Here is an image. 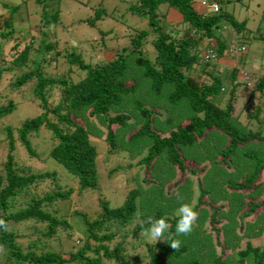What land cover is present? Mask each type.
Listing matches in <instances>:
<instances>
[{
  "label": "trees",
  "instance_id": "16d2710c",
  "mask_svg": "<svg viewBox=\"0 0 264 264\" xmlns=\"http://www.w3.org/2000/svg\"><path fill=\"white\" fill-rule=\"evenodd\" d=\"M60 1L30 0L34 6L32 14L38 18L37 34L30 37L26 36L28 32L17 31L20 20H16V16L24 6L0 4V60L6 64L3 70L0 69V74L7 71L4 73L13 77L9 88L28 86L30 102L36 107L33 117L23 119L14 127H3L6 154L0 164V218L8 222L7 231L0 229L3 264L10 261L15 264L24 261L29 264H201V253H195L194 249L193 256L187 253L182 243L177 250L170 247L173 239L181 241L183 238V235H175L179 216L173 211L189 197L187 191L192 189V183L189 190L184 182L177 183V192L166 196L162 185L141 190L128 177L119 183L122 185L119 188L122 198L114 207H110L100 194L97 142L104 144L106 158L120 157L117 165L107 171L110 176L127 172L128 159L138 152L139 143L146 140L145 155L137 161L146 171L152 168L156 157H162L172 167V173L174 166L179 172L187 170L197 178L193 208L197 211L201 209L199 206H205L206 210H201L204 217L207 216L209 227V231H204L205 240L201 237V248L212 252L214 246L219 247V255L209 256L212 264H223L219 235L221 232L220 240L226 246L229 232L222 225L216 226L220 223L217 216L224 208L223 202H219L220 195L224 193L222 189H228L236 201L234 212L242 208L237 216L240 229H243V218L264 203V200L255 201L263 190L262 184H255V181L259 172L264 173V107L255 105L252 113L245 115V123L242 126L237 123L239 111L233 114L234 91L239 86L235 81L236 67H225L222 70L227 73H220L212 65V62H229V59L240 60L238 63L243 65L245 50L234 53L232 48L245 41L241 36L245 23L236 21L221 8L228 0H207L217 5L215 13L195 10L194 4L200 0H133L124 9L125 14L142 19L148 29L131 34L127 29L123 36L119 35L118 44L121 45L111 50L110 44L117 35L104 28L111 16L105 14L101 3H97L98 7L90 6L86 14L76 19L79 25L95 29L94 36L91 34L93 38L83 41L86 48L102 47L105 50L107 57L95 62L89 53L88 59H83L81 48L84 45L81 43L83 47L77 48L74 42L70 49L64 50V54L55 50L60 39L54 29L59 25ZM170 12L177 16L175 20L174 16L169 17ZM259 22L264 24V5ZM222 27L234 31L236 36L230 41V36L222 34ZM66 28H61L59 34L62 35ZM148 35L151 56L142 54L141 50ZM257 37L264 42L263 36ZM10 41L12 45L8 51L12 52L5 59L3 46ZM50 52H53L52 57ZM60 58L64 63H58ZM130 63L134 65L135 76L132 81L125 82ZM63 64L59 74L50 73V68ZM138 79L146 85L147 92L179 112L186 106L188 115L184 122H175L176 115L172 118L167 116L166 123H160L156 109L146 107L138 100L129 101L141 121L139 127L128 133L125 145L129 147L125 149L116 143L117 134L120 136L118 128H127L129 119L121 111L122 99L134 92ZM253 89L262 92L264 73L254 83ZM1 98H5L2 92L0 118L15 108L14 101L3 103ZM146 102L153 105L155 100L147 98ZM137 116L135 114L134 117ZM91 117L104 128L103 135L100 134L103 138L98 137L99 130L89 124ZM41 130L48 134L47 146L45 148L40 142V153L35 154L29 140ZM160 131H166V135L161 137ZM211 134H219L225 140L221 148L213 151L219 157L214 163L229 166L228 158L239 150L241 157L250 162L247 164L249 172L235 180H214V175L204 173L206 166L199 167V162L195 165L188 158L190 149L201 146V141ZM17 149L24 153L20 161H16ZM48 158L66 174L51 165ZM32 162H46L52 168L38 171L32 168ZM67 179L75 182V189L65 183ZM141 181L149 182L145 177ZM211 185L217 189H212ZM85 192L97 193L93 211H73L81 228V234L76 236L80 245L67 253L47 249L48 244L41 237L48 239L60 230L64 239L70 240L73 231L64 217L58 218L56 210H49L52 203L69 201L71 193L80 197ZM160 218H165L171 227L162 242L150 241L142 231ZM43 224L44 230L39 229ZM20 227L28 230L25 235L21 230L18 233ZM210 235L214 240L209 238ZM23 238H26L24 250L17 242ZM191 241L193 247L194 241ZM236 242L234 240L231 246ZM229 252L237 264H264V243L252 245L245 241L242 248Z\"/></svg>",
  "mask_w": 264,
  "mask_h": 264
},
{
  "label": "rangeland",
  "instance_id": "374dc122",
  "mask_svg": "<svg viewBox=\"0 0 264 264\" xmlns=\"http://www.w3.org/2000/svg\"><path fill=\"white\" fill-rule=\"evenodd\" d=\"M133 0H61L59 4V9L61 10L60 17H59V25H57L54 29L57 31V35H59V44L56 47V51L63 53L64 50H68L71 48V45L75 44L78 46L77 48L83 47L81 44L84 45L83 41L85 39H92V35L95 34V29L87 28L82 26V24L77 23V18L82 15L86 14L87 10L90 6H95L97 3H101L102 7H104L105 14L109 17L111 16V20L109 21L108 26H105V29H110V32L112 34L117 35L116 39H114L113 42L110 44L111 50L115 49L120 41L119 37L122 35L127 29L130 31L129 34L137 32L139 30L148 29V27H145V22L142 19L136 18L131 15H126L124 12V9L132 3ZM32 2V1H31ZM30 0H0L1 3L6 4H20V7H23L21 10L22 12L19 13V17L16 16V20L19 21L18 30H21L20 33L28 32L26 35L27 37L36 36V31L38 29V18L36 15L32 14V10L34 6L31 4ZM54 2V1H49ZM85 5V6H83ZM264 5V0H228L226 4L221 5V8L230 14L236 21H243L245 23V30L243 35L244 40V57H243V65L241 66L235 59H229V62H212L214 65L213 68L217 72H224L226 70H222L225 67H236V75H235V81L239 84V86L235 89L234 94L236 97V102L234 105V111L233 114L236 111H239L238 113V119L237 123H239L241 126L245 123V115L247 113H252V110L255 105H259L261 107H264V89L262 92H258L253 89L254 83L257 81V79L264 73V42L262 39L260 40L257 36H263L264 37V24L259 22L261 10ZM98 7V5H97ZM202 7V6H199ZM203 9V8H202ZM1 10V7H0ZM29 13V14H28ZM206 13V11L204 12ZM33 15V16H32ZM65 16V17H64ZM114 17V18H113ZM177 18V16H174V20ZM15 19V17H14ZM67 27L65 31H63L62 35L59 34V30L61 28ZM171 28V27H170ZM174 29V28H173ZM176 29V28H175ZM222 34L224 37L230 36L229 40L231 41L232 37H235V32L229 29H226L225 27L221 28ZM19 32V31H18ZM94 32V34H92ZM92 34V35H91ZM110 34L109 36H111ZM64 35V36H63ZM120 35V36H119ZM240 35V34H239ZM247 38V39H245ZM150 35L146 37L145 42L142 44L141 50L142 54H146L147 56H151V47L149 44ZM243 40V39H242ZM233 41V39H232ZM92 42V41H91ZM117 44H116V43ZM81 43V44H80ZM233 42H231L232 44ZM12 45V41L8 42L3 46V56L5 59H7L11 54L12 51H8V48ZM76 50V48H74ZM72 49V50H74ZM82 51L83 59H88V53L93 56V61L100 62L103 58H106L105 50H103L102 47H97L94 49H89L88 47L84 45ZM81 51V50H79ZM107 52V51H106ZM15 53V52H14ZM235 53V52H234ZM53 52H50V56L52 57ZM2 57V54L0 55ZM1 59V58H0ZM58 60V63H62L64 61ZM64 63V62H63ZM6 66L5 63H1L0 60V69L3 70V67ZM64 66L59 65L57 68H50V73L59 74L61 71V68ZM134 65L132 63L128 66V74L126 81H132V77H134ZM227 69V68H226ZM7 72V71H4ZM0 74V92L5 94V98L3 103H6V100H11L15 102V108L7 115L0 118V164L6 154V146H5V138H4V132L3 127L6 125H9L11 127H14L16 124H18L23 119H27L30 117H33L36 114V107L33 102H30L31 100V94L29 91L28 86H22L18 89L9 88L10 84L12 83V78L9 77L5 73ZM227 73V71H226ZM53 74V75H54ZM135 79V78H134ZM242 84V85H241ZM155 100L153 105H149L146 102L147 98H152ZM1 100V101H2ZM132 100H138L140 101L144 106L149 107L151 109H156L158 113V121L160 123H164L165 117H174L178 116V118L175 117V122H184L187 120L188 115V109L183 108L179 109L180 112L172 106H169L163 102L164 100L155 98L153 95H151L149 92H147L146 85L142 82L141 79H138V87L135 88L134 92L129 97H124L122 99V112L126 114L129 119L126 121L127 128L122 129L118 128L120 136L117 134L116 137V143L120 147H123L125 149H128L129 146H126L125 142L127 139V135L132 130L136 129L140 125V118L137 116L136 111H134L131 108V105L129 104V101ZM246 103V104H245ZM184 106V105H183ZM86 113V112H85ZM111 115L114 114V112H109ZM136 114V118L134 117ZM264 119V116H263ZM76 122L79 123L77 120ZM166 123V122H165ZM89 124L93 125L96 129L99 130L98 137L100 134L103 135L104 128L99 125L96 118L91 117L89 118ZM95 129V131H96ZM160 136H165L166 131H160ZM100 136L103 138V136ZM46 138H48V134L44 131H39L36 136H32L29 140L31 147L33 148L34 153L39 154L40 153V146L38 145L40 142L45 145L46 148L47 142L45 141ZM93 142L96 143V139H93ZM200 140V139H199ZM201 146H197V148H191L190 149V158L194 164L199 162V167L202 165L206 166L205 172L207 175L210 174L211 176L214 175V180H224L226 178L235 180L238 177L240 178L244 173L249 172L250 168L247 164L250 162L246 161V158L241 157L240 151H236L235 155L233 157L228 158L229 166H219L216 165L214 162L219 159L218 155L213 152L215 149H219L225 144V140H223L222 136L219 134H211L207 135L202 141ZM97 156H96V166H97V172H98V181L99 184V191L100 194L103 196V198L108 202V205L110 207H114L117 204L120 203L122 198V191L119 189L122 188V185L119 186V183H123L122 180L130 179L134 180V184L137 185V187L141 190L144 189H151V188H158V186L162 185L163 191L166 196L168 195H174L175 192H177L178 184L179 183H185L187 184L189 190L191 188L192 183V189L187 191L189 194V197L187 196V193L184 192V196L187 198L181 203H189L193 206L196 202V186H195V176L188 173L187 170L179 172L178 170L174 168V173H172V167H169L167 163L163 160L162 157H156L153 160L152 168L150 170L144 169L142 164H138L137 161L145 155L146 152V146H148V141H143L140 144V148H138V152L135 153L132 157L128 159L129 161V168L127 172L118 173L114 175L108 176L107 171L109 169H112L115 165H117V162L119 161L120 157H109L106 158L104 155V144L102 142H97ZM131 146V145H130ZM246 149V148H243ZM43 150V149H42ZM44 151V150H43ZM16 161H20L22 159V155H24L23 151L20 149H17L16 151ZM209 155V157L207 156ZM43 157V156H40ZM49 159V162L54 167H57L61 173L66 174L61 167H59L57 164L53 163V161ZM215 160V161H214ZM33 161H37L34 160ZM126 161V160H124ZM122 164V162L120 161ZM33 169H37L38 171H43L52 168L49 164L45 163H33ZM245 169V170H244ZM146 172V173H145ZM145 173V174H144ZM241 173V175H240ZM240 175V176H239ZM142 177H145L149 180L148 183H144L141 181ZM197 179V178H196ZM220 180V181H221ZM68 186H71L75 189V182L71 179H67V182H65ZM178 183V184H177ZM261 183L263 190L261 191V194L255 199L257 200H264V173L261 171L259 172L257 179L255 181V184ZM148 184V187H147ZM223 186V185H222ZM147 187V188H146ZM212 189L214 188L211 185ZM223 188V187H222ZM223 190V194L220 195L221 200L219 202H223L224 208L220 210L221 212L217 216V220H219V224L216 225L218 228L223 227V229H228L226 241L227 245L225 246L223 244V241L221 242L220 239H222L221 232L219 235V241H220V247H221V261L223 260V264H237L232 256H230V250H238L243 247L245 241H249L252 245H261L264 243V203L257 208L254 209V211L249 214L248 216L244 217L243 220V229H240L238 227V213L242 210V208H238L234 212V207L236 204V201L233 199V196H230V192L228 189ZM215 191V190H214ZM75 192V190H74ZM247 192V191H246ZM97 192H85L80 197H76L74 193L70 194V200L66 201H56L52 203V206L49 210H56V216L64 217L66 220V223L69 225L70 228H72V235L71 239L65 240L64 237L61 235V231L59 230L56 232V234H53L50 238L43 239L44 242H47L48 248L52 251L56 252H73L76 250V248L80 245V241L76 238V236L81 234V228L80 225L76 223V215L73 214V211H84L86 213H90L93 211L95 207V197ZM218 193V191L216 192ZM191 194V195H190ZM189 198V199H188ZM180 204V206H181ZM179 206V207H180ZM176 208L173 212L178 214ZM201 209H205V206H199ZM197 210L198 213V220L194 226V228H197L193 231V234H189L186 236H183L181 238V243L183 246L187 248V253L192 254V251L194 249V252L201 253V264H212L210 257L214 258L217 254L219 255V247L214 246V251H209L206 248H201L203 246V239H204V231H209V227L207 226L206 219L207 216L204 217V214L202 213V210ZM207 215V212H205ZM254 222V220H256ZM224 224V225H223ZM41 227L39 229L44 230L45 225H40ZM30 228V226H28ZM25 227H20L17 231L18 233L21 232L25 235L28 230L24 229ZM199 232V233H198ZM237 232V233H236ZM196 234V235H195ZM206 235V234H205ZM36 235L34 234V237ZM40 237V235H38ZM253 236V237H252ZM203 239H202V238ZM30 237H28L29 239ZM209 238L213 239V235H210ZM78 240V242H77ZM163 240V239H162ZM194 241V245L192 247V241ZM197 240V241H196ZM205 240V239H204ZM237 240V242L232 246L231 243ZM25 241L26 238H23L21 240H18V246L19 248L24 250L25 247ZM162 242V241H161ZM160 242V243H161ZM212 242V241H211ZM214 243V241H213ZM3 252L0 251V255ZM139 253V252H138ZM211 254V256H209ZM193 255V254H192ZM194 256V255H193ZM125 257V256H124ZM127 257V256H126ZM128 259V257H127ZM16 262L11 261L7 264H15ZM243 263V262H242ZM0 264H3V258L0 256ZM20 264H29L28 262H23ZM248 264V263H243Z\"/></svg>",
  "mask_w": 264,
  "mask_h": 264
},
{
  "label": "clouds",
  "instance_id": "9594fccd",
  "mask_svg": "<svg viewBox=\"0 0 264 264\" xmlns=\"http://www.w3.org/2000/svg\"><path fill=\"white\" fill-rule=\"evenodd\" d=\"M201 2H205V4L208 6L210 4L215 3H209L207 0H200L197 5L202 6L204 9L203 12L208 13H215L212 12L207 6L201 5ZM216 5V4H215ZM217 7V5H216ZM244 50V46H234L232 48L233 52H238ZM178 212V222L176 224L175 228V235L176 236H186L191 234V232L194 229V226L198 220V213L194 210L193 206L189 203H183L177 210ZM171 225L167 222L165 218H160L152 221L150 223V226L143 229L142 235L146 237L150 241H162L164 234L168 232ZM0 229L7 231L8 230V222L5 221L3 218H0ZM181 245V241L179 239H173L171 242L170 247L174 250H177ZM3 250V245H0V251Z\"/></svg>",
  "mask_w": 264,
  "mask_h": 264
},
{
  "label": "crops",
  "instance_id": "0c3cea01",
  "mask_svg": "<svg viewBox=\"0 0 264 264\" xmlns=\"http://www.w3.org/2000/svg\"><path fill=\"white\" fill-rule=\"evenodd\" d=\"M194 9L197 10V11H199V12H203L204 11V9H202V7H199V5H197V4H194ZM170 16H175V15H174L173 12H170L169 17ZM169 17H168V20H169Z\"/></svg>",
  "mask_w": 264,
  "mask_h": 264
},
{
  "label": "built area",
  "instance_id": "2783aa9c",
  "mask_svg": "<svg viewBox=\"0 0 264 264\" xmlns=\"http://www.w3.org/2000/svg\"><path fill=\"white\" fill-rule=\"evenodd\" d=\"M201 5H203V6H207V5L205 4V2H201ZM207 7H208L212 12H215L216 9H217V7H216L215 4H210V5H208Z\"/></svg>",
  "mask_w": 264,
  "mask_h": 264
}]
</instances>
